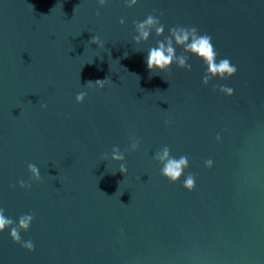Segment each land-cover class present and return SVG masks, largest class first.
I'll return each mask as SVG.
<instances>
[{"label": "water", "instance_id": "95a60500", "mask_svg": "<svg viewBox=\"0 0 264 264\" xmlns=\"http://www.w3.org/2000/svg\"><path fill=\"white\" fill-rule=\"evenodd\" d=\"M149 15L164 34L137 42ZM177 25L236 74L205 86L181 47L190 70L150 73ZM165 148L188 158L175 183ZM0 209L34 216V251L0 232V264H264V0H0Z\"/></svg>", "mask_w": 264, "mask_h": 264}, {"label": "clouds", "instance_id": "9594fccd", "mask_svg": "<svg viewBox=\"0 0 264 264\" xmlns=\"http://www.w3.org/2000/svg\"><path fill=\"white\" fill-rule=\"evenodd\" d=\"M103 2V0H101ZM131 3H136V0H131ZM155 30L157 36L164 34V25L160 22L157 16L149 15L145 20L140 21L137 24L138 36L135 38L137 42L140 40H147L151 34V30ZM91 43H99L98 37L93 36ZM176 47H181L190 56H193L201 61L205 65V75L201 78V83L207 85L209 79H228L233 77L237 72L236 65L232 64L228 58L217 59V52L212 43V37L206 33L201 34L195 26H173L168 28V36L163 40H158L156 45L150 47L147 52L145 64L149 72L154 70L163 71L166 68L171 67L173 61L177 62L178 67H182L190 70L191 65L186 63L184 57H178L176 55ZM104 80H96L94 83L100 87H103ZM92 84L93 82H89ZM216 90L215 88L213 89ZM219 91L232 96L234 89L228 86H220ZM84 93H78L76 96L77 101H82ZM47 105H41V108H46ZM219 139V137H217ZM136 147L135 144L132 145ZM114 159H123V155L118 150L114 149ZM157 158L163 162V166L160 169V174L166 178L169 182H177L183 174L184 168L187 167V157L181 156L179 159L172 158L168 154V149L163 150V154H157ZM210 166L211 160L207 161ZM121 172H126V168L121 165ZM28 171L31 173L28 182L21 180L19 186L21 188H30L32 182H39L41 177L36 165L28 164ZM182 186L192 191L195 187V177L192 175L187 176L183 181ZM34 216L32 214L22 215L19 217L18 223H14L9 217L4 215L3 209H0V232L8 230L10 238L20 243L21 247L31 252L34 251V244L29 239L21 242V231H28L31 226V221Z\"/></svg>", "mask_w": 264, "mask_h": 264}]
</instances>
